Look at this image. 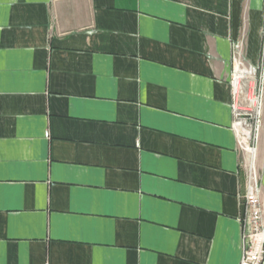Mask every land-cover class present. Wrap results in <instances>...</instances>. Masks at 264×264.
Here are the masks:
<instances>
[{"label":"crops","instance_id":"0c3cea01","mask_svg":"<svg viewBox=\"0 0 264 264\" xmlns=\"http://www.w3.org/2000/svg\"><path fill=\"white\" fill-rule=\"evenodd\" d=\"M236 44L264 0H0V264H239Z\"/></svg>","mask_w":264,"mask_h":264},{"label":"built area","instance_id":"2783aa9c","mask_svg":"<svg viewBox=\"0 0 264 264\" xmlns=\"http://www.w3.org/2000/svg\"><path fill=\"white\" fill-rule=\"evenodd\" d=\"M235 56L230 75L233 110L232 129L239 149L244 155L246 187L243 195L242 242L239 264H264V220L260 201L261 187L255 163L258 130L260 126L262 80L257 82V65L244 64L240 44L235 45ZM264 68V67H263ZM262 79V75H260ZM48 132H46V135ZM252 158V157H251Z\"/></svg>","mask_w":264,"mask_h":264},{"label":"rangeland","instance_id":"374dc122","mask_svg":"<svg viewBox=\"0 0 264 264\" xmlns=\"http://www.w3.org/2000/svg\"><path fill=\"white\" fill-rule=\"evenodd\" d=\"M264 53V51H262ZM259 67V69H257V82H260V80H262V83H261V86H262V97H261V113H260V126H259V130H258V139H257V144H255L256 146V152H255V155L257 156L258 154V144H259V138H260V131H261V126H262V116H263V102H264V66L263 64H259L257 65ZM260 75H262V79H260ZM252 157V155H251ZM250 157V158H251ZM257 163V162H256ZM257 165V164H256ZM255 165L256 167V170H257V175H258V178H259V171H258V168L257 166ZM260 179V178H259ZM261 187V186H260Z\"/></svg>","mask_w":264,"mask_h":264}]
</instances>
